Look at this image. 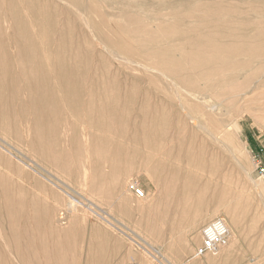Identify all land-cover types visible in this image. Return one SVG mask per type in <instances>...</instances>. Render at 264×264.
<instances>
[{"label":"rangeland","instance_id":"374dc122","mask_svg":"<svg viewBox=\"0 0 264 264\" xmlns=\"http://www.w3.org/2000/svg\"><path fill=\"white\" fill-rule=\"evenodd\" d=\"M260 146L264 1L0 0V264H264Z\"/></svg>","mask_w":264,"mask_h":264},{"label":"built area","instance_id":"2783aa9c","mask_svg":"<svg viewBox=\"0 0 264 264\" xmlns=\"http://www.w3.org/2000/svg\"><path fill=\"white\" fill-rule=\"evenodd\" d=\"M256 180L264 184V146L258 147L252 155ZM128 191L136 198H144V191L136 182L128 184ZM229 231L223 218L210 220L200 229V246L195 251L196 258L216 256L228 243Z\"/></svg>","mask_w":264,"mask_h":264},{"label":"bare ground","instance_id":"6f19581e","mask_svg":"<svg viewBox=\"0 0 264 264\" xmlns=\"http://www.w3.org/2000/svg\"><path fill=\"white\" fill-rule=\"evenodd\" d=\"M257 1H258V0H257ZM262 1H264V0H262ZM244 2H245V1H244ZM258 4H261V3H258ZM212 6H213V5H212ZM248 6H249V5H248ZM216 7H217V6H216ZM249 7H250V6H249ZM255 7H256V6H255ZM214 8H215V7H214ZM216 9H217V8H216ZM225 9H226V8H225ZM257 11H258V10H257ZM256 14H258V13H256ZM213 15H214V14H213ZM220 16H222V15H220ZM224 18H225V17H224ZM226 18H227V17H226ZM257 18H258V17H257ZM238 20H239V19H238ZM243 20H244V19H243ZM218 21H219V20H218ZM225 21H226V20H225ZM262 21H263V20H262ZM231 22H232V21H231ZM219 23H220V22H219ZM235 23H236V22H235ZM235 23H234V24H235ZM238 24H239V23H238ZM196 25H197V24H196ZM235 25H236V24H235ZM240 25H241V24H240ZM249 25H250V24H248V26H249ZM257 25H258V24H257ZM262 25H263V24H261V27H262ZM203 26H204V25H203ZM222 26H223V25H222ZM225 26H226V25H225ZM238 26H239V25H238ZM197 28H198V27H197ZM209 28H210V27H209ZM217 28H218V27H217ZM225 28H226V27H225ZM229 28H230V27H229ZM229 28H228V29H229ZM206 29H207V27H206ZM214 29H215V26H214ZM233 29L235 30V27H234ZM236 29H237V28H236ZM256 29H257V28H256ZM215 31H216V30H215ZM240 31H241V30H240ZM253 31H255V30H253ZM253 31H252V32H253ZM179 32H180V31H179ZM252 32H251V33H252ZM256 32H257V31H256ZM258 32H259V31H258ZM210 33H211V32H210ZM217 33H218V32H217ZM236 33H237V32H236ZM238 33H239V32H238ZM249 33H250V32H249ZM186 34H188V33H186ZM211 34H212V33H211ZM237 35H238V34H237ZM209 36H210V34H209ZM209 36H208V37H209ZM217 36H218V35H217ZM226 37H227V36H226ZM185 38H186V37H185ZM211 38H213V37H211ZM217 38H218V37H217ZM229 38H230V37H229ZM245 38H246V37H245ZM196 39L199 40L198 38H196ZM213 39H216V38H213ZM230 39H231V38H230ZM183 40H184V39H183ZM201 40H202V39H201ZM231 40H232V39H231ZM207 41H208V40H206V42H207ZM177 42L179 43V41H177ZM185 42H186V41H185ZM212 42H213V40H212ZM178 43H177V44H178ZM182 43H183V41L180 42L179 44H182ZM195 43H196V42H195ZM193 44H194V43H193ZM197 44L199 45V43H196V46H197ZM207 44H209V43L207 42ZM214 44H215V43H214ZM216 44H217V42H216ZM260 44H261V43H260ZM183 45H184V44H183ZM185 45H186V44H185ZM200 45H201V44H200ZM205 45H206V44H205ZM209 45H210V44H209ZM230 45H231V47H232V44H230ZM180 46H182V45H180ZM193 46H194V45H193ZM201 46H202V45H201ZM219 46H220V45H219ZM190 47H192V46H190ZM202 47H203V46H202ZM211 47H212V46H211ZM220 47H221V46H220ZM196 48H198V46H197ZM214 48H215V46H214ZM199 49H200V48H199ZM211 49H212V48H211ZM211 49H210V50H211ZM175 50H176V49H175ZM184 50H185V48H184ZM213 50H214V49H213ZM213 50H212V51H213ZM243 50H244V49H243ZM176 51H177V50H176ZM180 51H183V49H181ZM155 52H156V51H155ZM205 53H206V51H205ZM207 53H208V52H207ZM181 54H183V53L181 52ZM117 55H118V54H117ZM183 55H185V54H183ZM114 56H116V55H114ZM211 58H212V57H211ZM213 58H214V57H213ZM251 58H252V57H251ZM124 59L127 60V59H129V58H124ZM173 59H174V58H173ZM130 60H131V59H130ZM197 60H198V59H197ZM207 60H208V59H207ZM217 60H218V59H217ZM219 60H220V59H219ZM247 60H248V59H247ZM133 61H134V60H133ZM144 62H146V61H144ZM230 62H231V60H230ZM142 63H143V62H142ZM146 63H147V62H146ZM153 63H154V68H155V64H156V63H155V62H153ZM172 63H173V62H172ZM177 63H178V62H177ZM192 63H193V62H192ZM231 63H232V62H231ZM231 63H230V64H231ZM144 64H145V63H144ZM144 64H143V65H144ZM226 64H227V65H230V64H228V63H226ZM139 65H140V63H139ZM143 65H141V66H143ZM148 65H149V64H148ZM148 65H147V66H148ZM220 65H221V64H220ZM220 65H218V66H220ZM191 66H192V65H191ZM212 67H213V66H212ZM222 67H223V66H222ZM224 67H225V66H224ZM224 67H223V68H224ZM142 69H143V67H142ZM164 69H165V68H164ZM184 69H185V68H184ZM191 69H192V68H191ZM147 70H148V69H147ZM156 70H157V68H156ZM151 72H153V70H152ZM156 72H157V71H156ZM173 73H174V72H173ZM167 77H168V75H167ZM168 78H169V77H168ZM170 78H171V77H170ZM170 78H169V79H170ZM163 79H164V78H163ZM166 80H167V79H166ZM171 85H172V84H171ZM173 86H174V85H173ZM175 91H176V90H175ZM183 91H184V90H183ZM182 93H183V92H182ZM202 93H203V92H202ZM188 94H189V93H188ZM173 95H174V94H173ZM184 97H185V96H184ZM181 98H183V96H182ZM190 98H191V97H190ZM190 98H189V99H190ZM183 99H184V98H183ZM205 99H206V98H205ZM202 100H203V99H202ZM184 101H186V100H184ZM184 101H183V102H184ZM189 101H190V100H189ZM194 102H195V101H194ZM184 103H185V102H184ZM184 103H183V104H184ZM187 103H188V101H187ZM187 103H186V104H187ZM197 103H198V102H197ZM207 104H208V103H207ZM189 105H190V104H189ZM213 105H214V104H212V106H213ZM184 106H185V104H184ZM186 106H187V105H186ZM186 106H185V107H186ZM190 106H192V105H190ZM202 106H203V105H202ZM207 106H208V105H207ZM178 107H179V106H178ZM192 107H193V106H192ZM203 107H204V106H203ZM211 108H212V107H211ZM204 109H205V108H204ZM197 110H198V109H197ZM197 110H196V111H197ZM206 110H208V109H206ZM187 111H188V110H187ZM189 111H190V110H189ZM189 111H188V112H189ZM199 111H200V110H199ZM186 113H187V112H186ZM186 113H185V114H186ZM201 113H202V112H201ZM162 114H163V113H162ZM195 114H197V113H195ZM212 114H213V112H212ZM200 116H201V115H200ZM181 118H182V116H181ZM196 118H197V117H196ZM200 118H202V117H200ZM210 118H211V117H210ZM200 120H201V119H200ZM211 120H212V118H211ZM185 121H186V120H185ZM187 121H188V120H187ZM189 122H190V121H189ZM194 123H195V122H194ZM194 123H193V125H195ZM199 123H200V122H199ZM184 124L186 125V123H184ZM211 128H212V127H211ZM214 132L216 133V131H214ZM206 133H207V132H206ZM210 135H211V134H210ZM217 135H218V134H217ZM214 140H215V139H214ZM257 184H258V183H257ZM257 192H258V190H257ZM261 193H262L261 198H263L262 196H264V194H263V192H260V194H261ZM12 196H13V195H12ZM22 200H23V199H22ZM17 204H18V203H17ZM15 206H16V205H15ZM3 207H4V206H3ZM3 209H4V208H3ZM4 210H5V209H4ZM17 213H18V211H17ZM18 217H19V216H18ZM15 218H16V215H15ZM18 220H19V219H18ZM226 220H227V219H226ZM224 221H225V220H224ZM227 225H228V223H227ZM229 228H230V226H229ZM228 231H229V230H228ZM190 241H191L190 244H192V243H193V242H192L193 239H190Z\"/></svg>","mask_w":264,"mask_h":264}]
</instances>
